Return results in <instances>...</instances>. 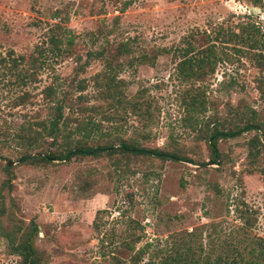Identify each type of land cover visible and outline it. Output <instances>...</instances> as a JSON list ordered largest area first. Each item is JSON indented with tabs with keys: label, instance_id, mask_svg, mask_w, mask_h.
<instances>
[{
	"label": "rangeland",
	"instance_id": "obj_1",
	"mask_svg": "<svg viewBox=\"0 0 264 264\" xmlns=\"http://www.w3.org/2000/svg\"><path fill=\"white\" fill-rule=\"evenodd\" d=\"M56 25L73 35L59 55L49 42L64 41ZM242 29L244 42L232 35ZM188 43L213 45L212 72L195 66L182 77ZM259 53L264 0H0V264H19L6 235L19 243L31 226L39 264H158L171 246L215 255L229 240L246 263L264 264L249 254L264 241V134L219 141L216 163L205 141L217 126L264 124ZM191 95L200 113L188 112ZM57 104L68 120L52 137ZM121 141L198 165L121 152L19 162Z\"/></svg>",
	"mask_w": 264,
	"mask_h": 264
},
{
	"label": "trees",
	"instance_id": "obj_2",
	"mask_svg": "<svg viewBox=\"0 0 264 264\" xmlns=\"http://www.w3.org/2000/svg\"><path fill=\"white\" fill-rule=\"evenodd\" d=\"M56 28L62 30V34L64 35V41L61 40V38H51L49 40L50 44L54 48L56 54L59 55L62 54L63 50L62 45H65L68 48L72 46L73 43V35H71V31L68 29H63L61 26L56 25ZM246 33L244 29H242L241 34H233L236 38L241 39V42L247 41V39H250L249 35L246 34V36L243 37V35ZM127 44L121 43L116 47L117 51L126 52ZM249 47L253 50H255L256 46L255 44H250ZM184 59L181 60L177 67L181 69L180 73L182 77L184 78H193L197 74L195 72L194 67L196 66L197 69H201L205 65H210V72L213 71V66L215 64L216 58L214 57L213 52V45L209 44L205 48L202 49H196L194 46H192L190 43L183 49L182 52ZM191 54H196L199 56H191ZM188 55L189 58H186ZM260 58L264 59V54H258ZM105 56V49L92 51L87 54V59L92 58H99L102 59ZM107 69V66L106 68ZM113 81V80H112ZM109 80V84L113 85V82ZM108 85V87H110ZM78 90L83 91L84 86L81 85V82H78L77 84ZM110 97H114V95H110ZM185 101V100H184ZM185 106L188 109V112L191 113H200L201 110L197 111L198 105L202 106L203 102H198L195 95L189 96V99L184 102ZM68 120V117H64L63 113V105L57 104L55 108V115L50 121V128H49V134L52 137H56L59 135V132L61 131V126H66V121ZM238 123H243L241 125L238 124H232L233 126H229L228 128H219L214 127L211 130H209L205 135V141L207 142L208 148L211 152V159L214 163L219 161V152H218V143L221 140H227V139H233L236 137L241 136L244 133H247L249 131H256V132H262L264 134V124L256 122L253 118H248L244 121H239ZM90 126V123L88 122L85 124L84 127H81V124H77L76 130L84 131ZM256 143H259L262 146V144L259 142L258 138L257 140L251 139L248 142L249 152H248V158H250L252 161L255 160L260 153L259 148L257 147ZM264 149V147H263ZM116 152H121L125 154H132V155H140V156H148L153 157L156 159H160L163 161H172V162H188L193 165L196 164L193 160L190 158H187L185 156H180L179 154L168 152L165 150H161L159 148L155 149H147V148H141L135 145L127 144L124 141H121L119 143V146L117 148H113V145L109 142L103 146H86L82 144H76L73 148L65 149L62 152L59 153H47L43 154L42 156H22L19 159V162L25 163L27 161H33V160H39L42 162H48L50 160L54 161H69L74 157H98L101 154H107V155H113ZM204 165V164H202ZM6 170L8 169V165L5 166ZM260 173L263 176V182H264V169H260ZM31 231L28 233V235L24 234V238L19 243H14L13 238L11 234H7L6 237L10 239L11 247L10 251L12 254L17 255L20 258L19 264H39V256L37 251L34 249L32 245V236L36 234L37 230L35 226H31ZM14 244H13V243ZM257 242V249L256 250H250L249 254L251 256L254 255V251L256 252V261L258 259L261 260V262L264 263V241L261 238H256ZM239 242L234 244L233 240H229L226 244L223 245V249L220 253L211 255V254H203L202 247L200 248V254L196 253V250H194L191 245H188L185 248V251L182 252L180 247L174 246L172 249V253L169 252L158 264H249L245 262V258L243 255V252L240 250L238 246ZM255 261V262H256Z\"/></svg>",
	"mask_w": 264,
	"mask_h": 264
},
{
	"label": "water",
	"instance_id": "obj_3",
	"mask_svg": "<svg viewBox=\"0 0 264 264\" xmlns=\"http://www.w3.org/2000/svg\"><path fill=\"white\" fill-rule=\"evenodd\" d=\"M211 164H213V163L211 162L210 165H211ZM11 165H12V163H8V166H11Z\"/></svg>",
	"mask_w": 264,
	"mask_h": 264
}]
</instances>
